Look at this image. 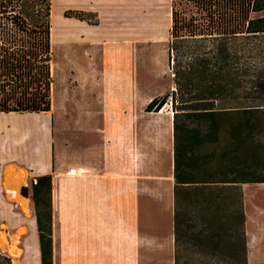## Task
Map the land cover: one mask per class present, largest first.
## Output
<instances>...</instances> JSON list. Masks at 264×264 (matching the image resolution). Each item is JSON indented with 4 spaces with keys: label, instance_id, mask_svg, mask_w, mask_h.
<instances>
[{
    "label": "crops",
    "instance_id": "obj_1",
    "mask_svg": "<svg viewBox=\"0 0 264 264\" xmlns=\"http://www.w3.org/2000/svg\"><path fill=\"white\" fill-rule=\"evenodd\" d=\"M167 1L72 0L73 10L90 18L65 16L77 38L70 91L52 95L47 112L0 113V226L20 236L7 253L14 264H42L31 182L47 173L54 264L67 245L71 264L97 249L109 264H143L144 162L157 159L156 148L170 160L175 199L173 123L164 111L145 110L162 94L153 92L152 74L164 46L158 20ZM164 53L168 66V45ZM66 131L69 152L66 142L58 144ZM250 184L242 187L249 246L261 228L252 219L262 214L248 208Z\"/></svg>",
    "mask_w": 264,
    "mask_h": 264
},
{
    "label": "trees",
    "instance_id": "obj_2",
    "mask_svg": "<svg viewBox=\"0 0 264 264\" xmlns=\"http://www.w3.org/2000/svg\"><path fill=\"white\" fill-rule=\"evenodd\" d=\"M51 10L49 0H0V113L51 110ZM168 68L174 87L145 110L173 111L176 261L183 193L264 182V0H171ZM52 179L31 182L42 264H53ZM0 264L13 258L0 250Z\"/></svg>",
    "mask_w": 264,
    "mask_h": 264
},
{
    "label": "rangeland",
    "instance_id": "obj_3",
    "mask_svg": "<svg viewBox=\"0 0 264 264\" xmlns=\"http://www.w3.org/2000/svg\"><path fill=\"white\" fill-rule=\"evenodd\" d=\"M49 1L51 9L53 8V19L51 14L53 27L51 28L53 53L51 68L54 79L52 95L56 98L70 91L71 80L74 77L73 58L77 54L73 41H77V38L71 32L72 25L65 17L67 10H73L72 0ZM161 11L158 27L164 35V39L161 40L164 46L161 44V49L156 52L157 70L154 68L155 71L152 74L153 92L162 93L160 97L169 93L174 87L171 72L164 63L166 60L164 50L170 39L171 17L168 13L171 12V0L163 4ZM166 14L168 15L166 26L160 27V22H164L163 17ZM161 111L170 116L171 124L173 119L171 104L166 103ZM66 136L68 138L62 136L58 144L60 146L61 143L63 145L66 142L69 152L70 131H66ZM156 152L155 161L144 162L143 264H176V262L177 264H264V184L258 183H251L246 191L249 210L262 213L252 219L253 222L259 221L261 228L257 231L260 234L259 240L252 241L250 246L242 191L245 183L219 184L205 190L183 193L178 205L179 220L182 222L177 227L180 251L175 261L176 203L172 193L171 163L168 157L164 159L160 157L159 148H156ZM261 163L264 169V157ZM65 228L66 226L61 227L62 234ZM67 233L69 236V228ZM19 237L18 233L10 231V228L0 226V245L6 253H9V248L16 244ZM18 244L21 245L20 242ZM62 253L64 256L60 259V264H71L69 245L62 249ZM13 254L17 255L19 252L14 250ZM78 259L80 264H109L107 258L100 256L98 249L90 257Z\"/></svg>",
    "mask_w": 264,
    "mask_h": 264
},
{
    "label": "bare ground",
    "instance_id": "obj_4",
    "mask_svg": "<svg viewBox=\"0 0 264 264\" xmlns=\"http://www.w3.org/2000/svg\"><path fill=\"white\" fill-rule=\"evenodd\" d=\"M169 15V14H168ZM168 15L166 14L164 17H163V19H164V22H160V27H165L166 26V22L168 21L167 19H168ZM170 16V15H169ZM52 19H53V8H52ZM161 19V18H160ZM53 21V20H52ZM147 25V24H146ZM157 25V24H156ZM156 27V26H155ZM146 28H147V26H146ZM52 29H53V27H52ZM148 29H150L149 27H148ZM151 31H152V29H151ZM171 123H173V119H172V122Z\"/></svg>",
    "mask_w": 264,
    "mask_h": 264
}]
</instances>
